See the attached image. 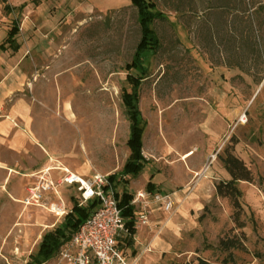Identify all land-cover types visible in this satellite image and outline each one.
Instances as JSON below:
<instances>
[{
    "label": "rangeland",
    "instance_id": "rangeland-1",
    "mask_svg": "<svg viewBox=\"0 0 264 264\" xmlns=\"http://www.w3.org/2000/svg\"><path fill=\"white\" fill-rule=\"evenodd\" d=\"M112 1L100 11L88 0H0V44L20 22L18 55L29 78L23 95L32 107L23 129L46 156L37 161L32 152V171L50 161L85 177L111 175L131 154L122 93L132 89L128 73L140 74L126 65L141 31L131 0ZM155 1L168 19L154 24L162 47L149 55L140 88L150 163L136 177L119 174V190L135 195L154 174V192L171 194L174 208L166 212L150 200L136 255L123 242L119 248L128 264H264V0H229V8H219V0ZM5 63L0 58V67ZM228 147L255 177L239 183L243 227L230 200L216 193V184L230 179L219 159ZM24 176L0 182V264H27L42 236L64 219L25 209ZM76 193L61 187L69 209ZM232 237L246 249L223 250L220 241ZM55 256L43 264H55Z\"/></svg>",
    "mask_w": 264,
    "mask_h": 264
},
{
    "label": "trees",
    "instance_id": "trees-1",
    "mask_svg": "<svg viewBox=\"0 0 264 264\" xmlns=\"http://www.w3.org/2000/svg\"><path fill=\"white\" fill-rule=\"evenodd\" d=\"M219 8H229V0H219ZM131 4L137 8L138 22L140 25L141 37L137 44L135 53L133 55L131 63L126 65L128 71L133 68L139 69L140 74L134 75L128 73L127 79L131 84V91L124 89L122 93L123 102L126 106V110L130 119V135L128 138V146L131 150V154L127 159L122 171L109 175V179L115 188L116 197L118 199V206L122 211V216L125 219V228L127 235L123 239L119 240V244L125 243L126 247H133L134 236L136 233V219H135V206L132 204L134 195L127 189L122 192L119 187L123 181L121 176L132 175L138 176L150 163V160L144 155L143 152V136L146 128V122L142 116L139 101H140V88L143 80L148 76V67L145 65L150 54L156 53L162 47V40L158 31L154 27V24L158 20H167V14L158 8V3L155 0H131ZM25 4L19 6L23 9ZM176 12L179 11V7L175 8ZM19 20L13 21L12 27L8 31L7 37L4 42L0 44L1 50H7L12 48L17 51L20 48L18 42V35L20 33ZM224 168L230 175L229 180H221L216 184V193L219 196L227 197L234 209L233 219L238 227H243L244 223L241 221L243 212L242 197L243 192L239 188L240 181L254 180V174L252 170L247 166L243 159L234 154L231 148H227L224 154L219 156ZM121 174V176H119ZM154 177L152 174L151 179ZM150 179L147 183V190L154 192L155 183ZM128 182L127 180L125 181ZM124 182V183H125ZM74 201L73 207L64 217L63 221L56 225L53 229L47 231L43 236L39 244L38 250L35 254L31 255L30 261L27 264H43L50 261L58 252L60 246L64 241L68 240L72 234H74L89 217L90 212L99 200L93 199L86 205H79L78 201L72 197ZM121 238V237H120ZM220 246L223 250L229 251L232 249L245 250L246 246L243 240L238 237H232L222 239ZM228 262V259L225 260ZM199 264H211L207 261L200 259Z\"/></svg>",
    "mask_w": 264,
    "mask_h": 264
},
{
    "label": "built area",
    "instance_id": "built-area-1",
    "mask_svg": "<svg viewBox=\"0 0 264 264\" xmlns=\"http://www.w3.org/2000/svg\"><path fill=\"white\" fill-rule=\"evenodd\" d=\"M53 170L63 175L55 179ZM30 176L33 182L27 186L26 196L21 200L25 208H43L57 219L64 218L71 209L61 194L62 186L75 188L79 205L99 200L86 221L60 246L55 264H128L118 246L121 232L126 230L125 220L109 175L96 172L85 177L67 167L52 165ZM150 200L160 204L166 212L174 208L171 194L140 189L132 200V204L140 208L137 226L149 223Z\"/></svg>",
    "mask_w": 264,
    "mask_h": 264
},
{
    "label": "crops",
    "instance_id": "crops-1",
    "mask_svg": "<svg viewBox=\"0 0 264 264\" xmlns=\"http://www.w3.org/2000/svg\"><path fill=\"white\" fill-rule=\"evenodd\" d=\"M88 5L89 8H96L100 11H104L114 7L113 1L111 2V0H88ZM25 7H27L26 4ZM19 44L20 48L17 51H14L12 48H8L7 50L0 49V52H2L0 53V58H3L6 62V68L0 67V182L4 185H6L8 177L12 178L13 176H16V181H19V179H24L23 175H25L24 177L30 179L28 185L33 182V178L30 175L37 172L38 170L32 171L33 164L31 162H33L32 160H34L32 157V152H37V161H43L46 159L44 153L36 145L37 141H35L34 137L29 134L30 130L23 129V126L26 124V121L30 117L29 113L31 112L32 107L23 95V91L25 90V82L28 81L29 78L26 75V72L23 70L22 66V64H25V57L19 60L18 54H20L22 50L21 43L19 42ZM9 49L16 53L14 57H11L10 54L2 55L5 54ZM17 62L19 64V67L16 65ZM29 73L32 74L31 65ZM23 159L25 161H23ZM49 164L50 161L46 162L44 167L52 166ZM17 174H20L22 176H17ZM153 179L154 177L151 180L153 181ZM148 182H146V185ZM64 187L71 189L73 188L68 186ZM145 190H147V188ZM11 191L12 195H16L13 194L16 192L14 188ZM76 194L73 195L75 200H77ZM134 206L137 230L134 236L135 241L133 247L129 248H132V253L136 255L137 236L139 235L138 230L142 229L143 226H137V216L140 212V208L137 205ZM60 220L61 219H56L57 222ZM126 235L127 230L121 233V239H123V237H125ZM119 240L120 239H118V246Z\"/></svg>",
    "mask_w": 264,
    "mask_h": 264
},
{
    "label": "bare ground",
    "instance_id": "bare-ground-1",
    "mask_svg": "<svg viewBox=\"0 0 264 264\" xmlns=\"http://www.w3.org/2000/svg\"><path fill=\"white\" fill-rule=\"evenodd\" d=\"M68 105H69V104H68ZM68 105H67V106H68ZM68 108H69V107H68ZM68 108H67V109H68ZM70 110H71V109H70ZM66 111H67V110H66ZM244 121H245V120H244ZM186 153H187V152H186ZM190 154H191V152L187 153L186 155H183V159L188 158V157L190 156Z\"/></svg>",
    "mask_w": 264,
    "mask_h": 264
}]
</instances>
